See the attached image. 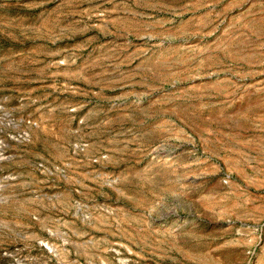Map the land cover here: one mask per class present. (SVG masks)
I'll return each mask as SVG.
<instances>
[{"label":"rangeland","instance_id":"rangeland-1","mask_svg":"<svg viewBox=\"0 0 264 264\" xmlns=\"http://www.w3.org/2000/svg\"><path fill=\"white\" fill-rule=\"evenodd\" d=\"M0 264H264V0H0Z\"/></svg>","mask_w":264,"mask_h":264},{"label":"bare ground","instance_id":"bare-ground-1","mask_svg":"<svg viewBox=\"0 0 264 264\" xmlns=\"http://www.w3.org/2000/svg\"><path fill=\"white\" fill-rule=\"evenodd\" d=\"M255 184V183H254ZM263 184V183H262ZM251 187H252V185H251ZM255 188V187H254ZM259 188V187H258Z\"/></svg>","mask_w":264,"mask_h":264}]
</instances>
